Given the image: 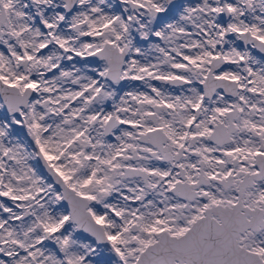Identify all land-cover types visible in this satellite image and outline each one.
I'll return each mask as SVG.
<instances>
[{
  "label": "snow or ice",
  "instance_id": "1",
  "mask_svg": "<svg viewBox=\"0 0 264 264\" xmlns=\"http://www.w3.org/2000/svg\"><path fill=\"white\" fill-rule=\"evenodd\" d=\"M0 264H264V0H0Z\"/></svg>",
  "mask_w": 264,
  "mask_h": 264
}]
</instances>
